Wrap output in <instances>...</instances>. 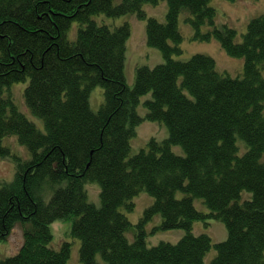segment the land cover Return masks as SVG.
I'll return each mask as SVG.
<instances>
[{"label": "trees", "instance_id": "1", "mask_svg": "<svg viewBox=\"0 0 264 264\" xmlns=\"http://www.w3.org/2000/svg\"><path fill=\"white\" fill-rule=\"evenodd\" d=\"M160 1L0 0V156L16 162L13 182H0V243L16 225L24 227L19 253L0 264H67L72 243L50 247L51 225L70 218L82 264H103L99 255L105 264H205L214 246L212 264H264V14L238 42L236 29L216 25L213 0H167L165 23L143 9ZM183 10L192 15L195 38H216L229 56L245 60L242 76L220 73L208 55L174 58L183 54ZM129 14L147 20V43L165 59L139 66L133 88L126 76L131 25L105 23ZM27 79L26 105L46 132L15 104L11 87ZM96 87L105 90L99 111L90 102ZM150 93L143 117L138 108ZM144 121L166 124L169 138H152L131 156ZM13 136L29 159L3 145ZM89 182L100 184L101 207L89 201ZM142 191L155 202L133 225L121 207L132 211ZM245 191L252 196L242 199ZM195 199L209 212L198 210ZM157 215L162 223L156 230L186 235L149 247L146 224ZM216 220L226 224L227 240L214 244L208 234L193 232L197 221L210 226Z\"/></svg>", "mask_w": 264, "mask_h": 264}, {"label": "rangeland", "instance_id": "2", "mask_svg": "<svg viewBox=\"0 0 264 264\" xmlns=\"http://www.w3.org/2000/svg\"><path fill=\"white\" fill-rule=\"evenodd\" d=\"M119 2V1H118ZM210 6L217 10L216 25L222 28L224 25H228L238 31V42H242L244 35L248 30L249 23L257 17L264 14V0H213ZM149 18H155L158 21L167 22L169 3L167 0L160 1L157 5L152 3H146L143 7ZM105 18V17H103ZM192 18L189 10H183L179 16V28L183 35V42L181 48L183 54L176 55L174 58L177 60L187 61L196 54H204L211 56L217 63V69L222 74H229L232 78L240 77L243 75L245 60L243 58H234L228 55L223 48L222 44L216 38L210 41H202L195 38L196 30L192 26L189 19ZM99 19V18H98ZM97 19V20H98ZM99 22V20H98ZM112 28L119 27L125 23H129L132 29V35L127 43V59H126V76L128 86L133 88L136 80V70L139 66L155 67L165 61L163 54L158 48H154L148 45L146 38L147 20L141 19L137 14H129L122 17H115L106 20ZM210 26L207 24L203 27V33L209 31ZM77 32V25L71 32V38L75 36ZM30 84V80L27 79L24 82L14 84L11 87L13 92V98L15 104L19 110L24 113L37 127L46 132L44 122L41 119L34 117L29 111L26 100L25 90ZM153 98L152 93L142 97L138 112L141 116H146L148 109L145 103ZM105 90L102 87H96L90 97L91 107L94 111H99L104 103ZM137 134L131 141V156L138 154L141 150L148 148V144L152 138H156L158 141L163 142L169 138V128L163 122L144 121L136 127ZM239 145L247 148V145L238 140ZM3 145L12 148L14 153L22 156L24 159H29L30 154L27 148L18 140L17 136L8 137L3 141ZM173 152L178 155H185V150L182 146H173ZM244 150H242L243 154ZM16 162L11 157L0 156V182L11 183L15 178ZM89 201L95 204L97 207L102 206L101 187L98 182H89L86 185ZM184 194L179 192L178 198H182ZM252 196V193L245 191L242 199H246ZM50 197H48L49 199ZM135 204L134 209L130 211L126 206H122L121 210L128 217L133 225L139 223L144 217L145 211L151 207L155 198L146 191L140 192L132 199ZM195 206L198 210L203 212H209L207 205L202 199H195ZM75 218H70L64 221H57L51 225L53 233V241L50 247L59 250L64 242L72 243L71 257L67 264H82L80 257L81 241L72 238L70 233L73 229ZM162 223L161 215L155 216L151 221L146 224L148 232L147 243L149 247L157 246L162 242L177 243L185 235L186 231L183 229L175 230H156L157 226ZM193 232L196 235L208 234L214 244L223 242L228 238V230L226 224L222 221H213L210 226H206L203 222L197 221L194 224ZM129 239L134 240L133 232L129 233ZM24 242V227L21 224L16 225L9 238L0 243V261L6 258L17 255ZM217 256V249L215 246L207 254L205 258V264H212L213 260ZM99 262L105 264V261L101 255L98 256Z\"/></svg>", "mask_w": 264, "mask_h": 264}]
</instances>
